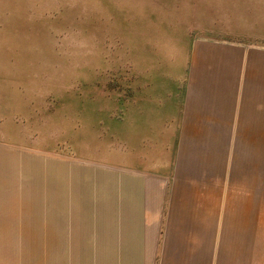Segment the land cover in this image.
Instances as JSON below:
<instances>
[{"label": "rangeland", "instance_id": "rangeland-1", "mask_svg": "<svg viewBox=\"0 0 264 264\" xmlns=\"http://www.w3.org/2000/svg\"><path fill=\"white\" fill-rule=\"evenodd\" d=\"M213 49L264 54V0H0L2 188L40 187L27 179L69 171L65 160L144 170L169 158L175 133L155 125ZM16 225L1 229L0 264H42Z\"/></svg>", "mask_w": 264, "mask_h": 264}, {"label": "crops", "instance_id": "crops-1", "mask_svg": "<svg viewBox=\"0 0 264 264\" xmlns=\"http://www.w3.org/2000/svg\"><path fill=\"white\" fill-rule=\"evenodd\" d=\"M194 63L170 124L155 125L175 133L169 158L144 170L65 160L69 171L27 179L40 187L0 183V236L26 222L42 264H264V54Z\"/></svg>", "mask_w": 264, "mask_h": 264}]
</instances>
